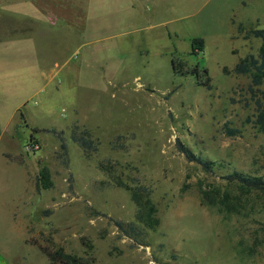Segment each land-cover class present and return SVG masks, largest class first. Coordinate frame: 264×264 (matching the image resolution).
<instances>
[{
	"label": "rangeland",
	"instance_id": "1",
	"mask_svg": "<svg viewBox=\"0 0 264 264\" xmlns=\"http://www.w3.org/2000/svg\"><path fill=\"white\" fill-rule=\"evenodd\" d=\"M0 1V17L11 18L13 0ZM78 7L82 18L52 17L54 33L44 30L38 42L63 53L51 82L37 59L0 71V254L10 264H49L35 239L93 264H264V189L229 179L264 180V131L254 123L264 86L253 94L251 76L232 73L260 56L262 41L248 32L264 29V0ZM33 27L0 36V65L12 53L3 46L29 40ZM194 40L203 42L196 50ZM173 63L191 72L177 74ZM227 127L241 133L229 136ZM83 131L97 150L72 140ZM31 136L36 153L26 150ZM180 144L212 170L189 161ZM139 187L151 192L155 229L138 219Z\"/></svg>",
	"mask_w": 264,
	"mask_h": 264
},
{
	"label": "trees",
	"instance_id": "2",
	"mask_svg": "<svg viewBox=\"0 0 264 264\" xmlns=\"http://www.w3.org/2000/svg\"><path fill=\"white\" fill-rule=\"evenodd\" d=\"M249 35L253 36L254 38L260 39L262 41V48L261 53L258 58L254 56H248L239 61V63L235 66L232 70V73L236 75H250L251 76V87L250 91L255 94L259 87L264 86V29H252L249 32ZM202 41L194 40L193 41V49L196 50V45H202ZM174 71L177 74L181 75H188L191 70H186L184 66L180 64L173 63ZM226 73H229L228 69H224ZM207 74V72H206ZM210 79H207L206 85L209 87ZM263 95L264 100V91L261 92ZM256 126H259L264 131V104L262 101L257 102V115L254 120ZM38 131V130H36ZM226 133L229 136H237L241 132L236 129L226 128ZM34 136H31V141H34ZM72 140L77 142L81 147L85 150L94 149L97 150L96 145L94 146L93 141L90 138V134L87 131H83L81 136H77L73 134ZM62 147L65 149L66 145L63 144ZM180 151L185 155V157L189 161L197 162L200 164L205 170L211 171L212 170V162L203 160L197 157L191 150L182 146L180 144ZM102 168L107 170L108 168L104 165H101ZM41 175L43 176L45 181H48V172L47 170L42 171ZM231 181H235L239 184H242L249 188L255 189H264V180L262 178L257 177H248L241 173H234L233 175L229 176ZM117 186L125 187V184L120 180L117 179ZM47 183L44 185V188H48ZM132 200L133 202L140 208L138 219L145 223L151 229H155V227L159 224V221L156 217L157 209L151 199V192L147 188L139 187L135 189L132 193ZM121 231L124 233H129V231H134V225H125L122 223H116ZM128 227V228H127ZM51 241V240H50ZM32 245L38 246L41 252L47 256L49 260V264H93V259H84L82 257H77L75 255L67 253L63 248H53L49 246H42L39 242L35 239L29 241Z\"/></svg>",
	"mask_w": 264,
	"mask_h": 264
},
{
	"label": "crops",
	"instance_id": "3",
	"mask_svg": "<svg viewBox=\"0 0 264 264\" xmlns=\"http://www.w3.org/2000/svg\"><path fill=\"white\" fill-rule=\"evenodd\" d=\"M5 1V0H4ZM9 1V0H6ZM71 4L69 5V0H13L11 1V8L13 11V16L11 18L7 16H1L0 17V36L3 39V41L7 40L9 41L8 37L11 35L12 30L19 28L21 30L23 25L30 26V28L33 29L30 31L31 36L30 39L27 40L25 38L20 37L18 40H13L11 45L3 46L7 48L12 49L10 55V59L3 60V62L0 65V71L3 70V68H20L21 66H26L28 62H30V59H32L33 63L35 62V59L38 60V64L44 66V69H41V72L47 73L49 76V82L52 81V71L56 72V68H58L59 63L60 65L63 64L62 62V54L63 53H47L43 48H41L38 45V42L42 39H45L47 35V32L44 30H49L50 35L54 33V28L52 25L54 21H51L52 17H55V20H57L59 17L60 19L63 17L66 19L69 15H73L78 18H82L81 10L78 7V3L80 1L75 0L74 4L73 0H71ZM1 2V1H0ZM77 2V3H76ZM76 3V4H75ZM83 3V2H82ZM75 5V7H73ZM70 6V7H69ZM83 7V6H82ZM80 9V10H79ZM50 14V20H47L48 15ZM4 20L6 23H4ZM72 36V35H71ZM76 37V36H75ZM68 41V39H66ZM26 42L27 44H32L34 47V50L26 51V52H20L18 51V48L21 47L22 43ZM30 44V45H31ZM73 45V44H72ZM2 46V45H0ZM6 48V50H7ZM5 49V48H0ZM65 52V50H64ZM34 53L37 54V56L34 55ZM77 53V52H75ZM1 54V53H0ZM52 69H51V68ZM54 67V68H53ZM5 129L3 126L1 127L0 123V138L4 135ZM2 141L0 140V147H1ZM0 264H10L9 261L4 258L0 254Z\"/></svg>",
	"mask_w": 264,
	"mask_h": 264
},
{
	"label": "built area",
	"instance_id": "4",
	"mask_svg": "<svg viewBox=\"0 0 264 264\" xmlns=\"http://www.w3.org/2000/svg\"><path fill=\"white\" fill-rule=\"evenodd\" d=\"M26 150L29 153H36L40 150V145L38 142L36 141H31L27 146H26Z\"/></svg>",
	"mask_w": 264,
	"mask_h": 264
}]
</instances>
